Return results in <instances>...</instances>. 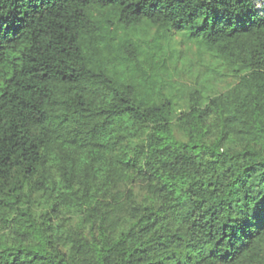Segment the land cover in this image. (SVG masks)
I'll list each match as a JSON object with an SVG mask.
<instances>
[{"label": "trees", "instance_id": "16d2710c", "mask_svg": "<svg viewBox=\"0 0 264 264\" xmlns=\"http://www.w3.org/2000/svg\"><path fill=\"white\" fill-rule=\"evenodd\" d=\"M257 0H0V264H264Z\"/></svg>", "mask_w": 264, "mask_h": 264}, {"label": "rangeland", "instance_id": "374dc122", "mask_svg": "<svg viewBox=\"0 0 264 264\" xmlns=\"http://www.w3.org/2000/svg\"><path fill=\"white\" fill-rule=\"evenodd\" d=\"M254 8L260 14V17H264V0H257L254 2Z\"/></svg>", "mask_w": 264, "mask_h": 264}]
</instances>
